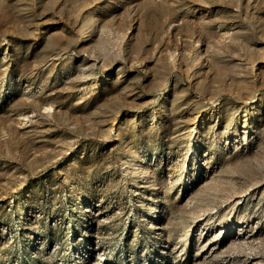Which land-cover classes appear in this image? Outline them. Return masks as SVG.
<instances>
[{
  "label": "rangeland",
  "instance_id": "1",
  "mask_svg": "<svg viewBox=\"0 0 264 264\" xmlns=\"http://www.w3.org/2000/svg\"><path fill=\"white\" fill-rule=\"evenodd\" d=\"M0 264H264V0H0Z\"/></svg>",
  "mask_w": 264,
  "mask_h": 264
}]
</instances>
